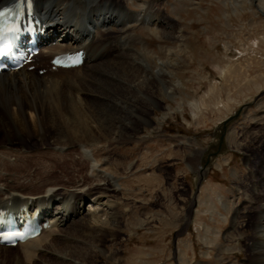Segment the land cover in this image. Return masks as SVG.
Returning a JSON list of instances; mask_svg holds the SVG:
<instances>
[{"label": "rangeland", "instance_id": "obj_1", "mask_svg": "<svg viewBox=\"0 0 264 264\" xmlns=\"http://www.w3.org/2000/svg\"><path fill=\"white\" fill-rule=\"evenodd\" d=\"M142 1L154 3L174 39L160 38L148 25L130 22L126 56L147 52L162 57L161 51L173 48L180 53L185 47L188 60L170 69L168 88L159 82L152 95L157 104L133 88L129 98L138 97L142 109L126 110L122 120L126 140L117 138L108 150L96 152V158L108 159L104 168L120 179L123 188L111 198L119 204L120 228L113 237L70 238L95 247L93 264H243L261 207L250 176L264 164V0L124 2L127 9L139 12ZM129 69L126 65L128 87L141 72ZM147 74L149 67L143 75ZM254 84L263 91L258 93ZM110 115L106 125L111 127L119 114L111 110ZM231 118L235 120L226 137L231 148L227 145L202 171L219 146L223 122ZM3 136L0 133L4 145ZM39 148L48 150L35 139L24 151L36 153ZM36 166L29 164L33 173L41 172ZM54 175L67 186L80 179L70 167L59 168ZM206 228L211 232L206 234ZM240 238L244 240L238 242ZM12 253H19V248ZM4 257L0 256L1 264H17Z\"/></svg>", "mask_w": 264, "mask_h": 264}, {"label": "bare ground", "instance_id": "obj_2", "mask_svg": "<svg viewBox=\"0 0 264 264\" xmlns=\"http://www.w3.org/2000/svg\"><path fill=\"white\" fill-rule=\"evenodd\" d=\"M14 1L0 0V8ZM124 1L35 0L38 18L49 27L40 38L42 51L31 65L35 69L27 66L0 74V133L5 141L4 145L0 141V210L20 218L38 217L40 222L50 224L38 238L18 245L19 253L0 246V256L12 258L17 264H93L95 247L70 237L93 239L95 234L113 237L120 228L119 204L111 198L123 188L120 179L104 168L108 159L96 158V152L108 150L117 138L126 140L128 133L122 124L126 110L137 113L142 109L137 104L138 97L129 98L133 88L157 104L152 95L159 82L168 88L170 69L188 60L185 47L180 53L173 48L161 51L162 57L147 52L126 56L130 22L148 25L160 38H174L153 2L142 1V10L133 12ZM258 1L262 3L248 0L252 4ZM81 49L88 51L83 66L53 70L54 56ZM138 60L142 65L137 64ZM126 65L141 71L129 87ZM148 67L151 74L144 76ZM253 86L258 93L263 91V86ZM111 110L119 116L110 127L106 121ZM35 139L48 150L24 151ZM228 143L226 140L223 150L227 145L231 148ZM247 163L250 164L248 158ZM29 164L37 165L41 172L33 173ZM66 167L80 173V179L73 180L71 186L54 175L57 169ZM81 168L85 170L80 172ZM250 177L253 195L261 207L254 217L250 254L243 264H264V164L257 171L252 170ZM239 214L237 211L234 220ZM205 230L206 234L211 232L209 228Z\"/></svg>", "mask_w": 264, "mask_h": 264}, {"label": "water", "instance_id": "obj_3", "mask_svg": "<svg viewBox=\"0 0 264 264\" xmlns=\"http://www.w3.org/2000/svg\"><path fill=\"white\" fill-rule=\"evenodd\" d=\"M234 120H235L234 118H231L230 120H227V121L223 122V124L221 126V129H220L221 133L218 136V139H219V142H220L219 146L216 147V152L215 153L210 154V156H209L207 162L205 163L203 169H205L208 165L211 164L212 157L217 158L218 156L223 154V152H224L223 147H224V145L226 143V137H227V129H228V126H230L231 122H233Z\"/></svg>", "mask_w": 264, "mask_h": 264}, {"label": "snow or ice", "instance_id": "obj_4", "mask_svg": "<svg viewBox=\"0 0 264 264\" xmlns=\"http://www.w3.org/2000/svg\"><path fill=\"white\" fill-rule=\"evenodd\" d=\"M4 13L3 12H0V16H3ZM0 55H3V53H0Z\"/></svg>", "mask_w": 264, "mask_h": 264}]
</instances>
